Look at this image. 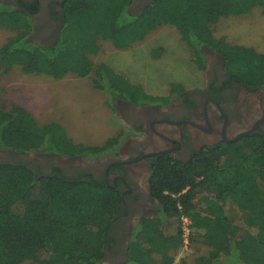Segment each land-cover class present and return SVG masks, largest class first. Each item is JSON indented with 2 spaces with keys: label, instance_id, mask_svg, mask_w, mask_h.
<instances>
[{
  "label": "trees",
  "instance_id": "obj_1",
  "mask_svg": "<svg viewBox=\"0 0 264 264\" xmlns=\"http://www.w3.org/2000/svg\"><path fill=\"white\" fill-rule=\"evenodd\" d=\"M132 1L63 0L62 25L51 45L28 38L30 12L0 2V28L14 32L0 46V74L14 66L54 78L93 72L95 88L112 97L134 104L157 101L106 64L93 65L89 56L101 40L127 49L170 25L199 69L204 67L200 47L206 46L221 55L230 78L264 85V54L215 38L211 29L218 17L246 14L256 6L264 13V0H152L130 12ZM29 5L36 9L35 2ZM2 92L0 150L75 157L118 143L120 134L101 146L75 143L56 122L38 124L24 107L4 104ZM184 92L174 84L170 95ZM24 161L0 163V264H105L118 226L119 192L87 172L66 175L55 169L37 176L33 164ZM146 185L158 210L134 223L126 259L118 264H187L185 257L173 259L183 248L182 217L190 219L187 247L197 253L201 246L206 249L194 264H264V135L204 147L188 161L158 157ZM227 203L240 213L237 235H231Z\"/></svg>",
  "mask_w": 264,
  "mask_h": 264
},
{
  "label": "flooded vegetation",
  "instance_id": "obj_2",
  "mask_svg": "<svg viewBox=\"0 0 264 264\" xmlns=\"http://www.w3.org/2000/svg\"><path fill=\"white\" fill-rule=\"evenodd\" d=\"M62 1L0 0L31 13L32 29L28 36L43 45H51L57 39L62 25ZM151 1L133 0L130 8L138 9ZM33 2L36 9L31 11L28 7ZM200 48L204 58L201 70L206 75L202 87L139 105L116 99L114 109L122 114L134 135L127 136L119 146L122 151L117 150L118 155L110 157L101 168L92 164H63L80 156L43 152L25 156L0 150V163L25 160L30 166L33 164L31 169L36 175L55 169L66 175L87 172L119 192L121 203L115 222L118 226L112 250L106 251L111 264L125 259L133 223L154 216L158 210L146 185L153 160L168 157L188 161L204 147L237 142L252 134L264 135V85L255 88L230 78L221 55L209 47ZM138 106L140 110L136 111Z\"/></svg>",
  "mask_w": 264,
  "mask_h": 264
},
{
  "label": "rangeland",
  "instance_id": "obj_3",
  "mask_svg": "<svg viewBox=\"0 0 264 264\" xmlns=\"http://www.w3.org/2000/svg\"><path fill=\"white\" fill-rule=\"evenodd\" d=\"M134 10L135 8H129L130 12ZM211 29L215 38L231 44L250 46L264 54V13L259 6L246 14L218 17L212 22ZM12 36L13 31L0 28V46ZM99 43L98 51L89 56L93 65L106 64L113 71L122 74L127 82L153 97L167 99L179 95H170L174 84L187 91H193L204 84L206 75L193 62L191 49L170 25L158 27L127 49H116L108 40H101ZM95 78L93 72L83 77L69 73L61 78H54L45 73H23L14 66L8 73L0 74V90H3L4 104L15 102L24 107L31 112L38 124L56 122L75 143L101 146L108 138L120 134L118 143L114 146L67 162L65 160L63 163L70 166L92 164L101 168L110 157L118 155L117 150L122 151L119 146L126 137L134 134L122 114L114 109L119 97H112L95 88ZM139 110L138 106L136 111ZM32 154L34 152L27 155ZM141 184L144 185L145 181ZM225 210L232 221L231 235H237V226L242 225L240 213L232 209L229 203L225 205ZM128 240L129 238L127 242ZM201 247L198 253L189 247L180 249L173 258L174 262L185 257L187 264H194L195 256L206 252ZM152 256L155 259L157 257ZM124 257L126 259V254ZM107 260L105 259V264H111Z\"/></svg>",
  "mask_w": 264,
  "mask_h": 264
},
{
  "label": "built area",
  "instance_id": "obj_4",
  "mask_svg": "<svg viewBox=\"0 0 264 264\" xmlns=\"http://www.w3.org/2000/svg\"><path fill=\"white\" fill-rule=\"evenodd\" d=\"M182 230H183V248L187 247L188 235L190 231V219L187 217H182Z\"/></svg>",
  "mask_w": 264,
  "mask_h": 264
}]
</instances>
